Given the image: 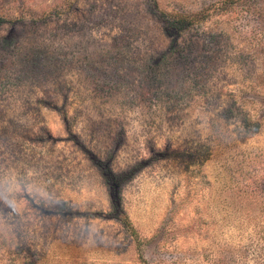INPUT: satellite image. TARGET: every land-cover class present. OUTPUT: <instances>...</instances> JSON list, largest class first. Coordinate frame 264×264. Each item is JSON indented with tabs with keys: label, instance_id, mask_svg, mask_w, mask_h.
Here are the masks:
<instances>
[{
	"label": "rangeland",
	"instance_id": "rangeland-1",
	"mask_svg": "<svg viewBox=\"0 0 264 264\" xmlns=\"http://www.w3.org/2000/svg\"><path fill=\"white\" fill-rule=\"evenodd\" d=\"M0 264H264V0H0Z\"/></svg>",
	"mask_w": 264,
	"mask_h": 264
},
{
	"label": "trees",
	"instance_id": "trees-1",
	"mask_svg": "<svg viewBox=\"0 0 264 264\" xmlns=\"http://www.w3.org/2000/svg\"><path fill=\"white\" fill-rule=\"evenodd\" d=\"M192 18L190 15H177L172 17V20L169 19V24H167L168 27L170 28H176V29H182L183 27H185L188 24L192 23ZM123 222L125 223V225H127V227L129 228V230L131 229L128 219L126 217H124ZM132 232V231H131Z\"/></svg>",
	"mask_w": 264,
	"mask_h": 264
}]
</instances>
